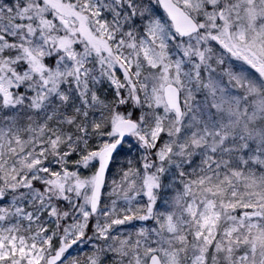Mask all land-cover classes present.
Listing matches in <instances>:
<instances>
[{
    "label": "snow or ice",
    "instance_id": "6c2138e0",
    "mask_svg": "<svg viewBox=\"0 0 264 264\" xmlns=\"http://www.w3.org/2000/svg\"><path fill=\"white\" fill-rule=\"evenodd\" d=\"M0 264H264V0H0Z\"/></svg>",
    "mask_w": 264,
    "mask_h": 264
}]
</instances>
